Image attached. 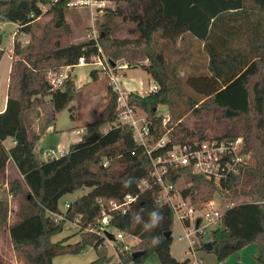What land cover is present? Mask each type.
Masks as SVG:
<instances>
[{
	"label": "trees",
	"instance_id": "1",
	"mask_svg": "<svg viewBox=\"0 0 264 264\" xmlns=\"http://www.w3.org/2000/svg\"><path fill=\"white\" fill-rule=\"evenodd\" d=\"M94 1L114 4V8L103 9L99 36L70 43V27L65 17L70 0H0V21L16 23L20 32L30 36L24 45L14 40L6 105L0 112V176L10 162L18 174L9 180L10 193L19 196L17 219L6 227L14 252L27 264H52L56 256L79 254L90 246L96 257L87 264L109 262L105 239L94 233H79L74 242H68V235L52 240L62 231L65 221H54L49 212L60 211L58 201L63 195L90 187L88 193L70 202L67 219L79 217L86 224L100 215V202L121 201L126 194L137 197L125 213H111L112 227L138 239L129 249L122 242L118 244L120 262L112 264H143L153 253L158 264H188L186 258L177 261L170 253L172 237L165 234L172 233L174 217L167 205L156 201L159 187L150 176L149 157L133 140L131 129L111 126L105 132L101 130L103 124H112L119 114L117 94L110 85L111 99L99 118L85 125L81 139L71 144L65 154L43 161L42 149L36 146L42 130L32 129L34 111L50 96L54 118L76 94L69 79L62 88L51 89L45 80L46 73L74 67L81 58L89 63L91 57L101 53L117 62L121 50L131 49L147 60L141 68L157 83V89L145 95L131 91L128 101L151 119L156 138L166 130L161 118L156 117L159 105H169L176 122L167 125L168 145L210 137L243 138L248 164L240 174L221 183L226 190L225 199H242L224 211L221 224L211 231V249L205 250L202 242L199 250L212 253L216 264H222L231 254L255 243L258 248L253 259L264 264V202L245 199L264 201V0ZM45 5L43 10L41 7ZM250 13L254 20L248 23ZM115 16L134 24L129 29L133 37L110 36V23ZM45 17L48 20L44 21ZM194 39L197 45L201 44L200 54L207 60V69L190 75L184 83L197 97L184 92L177 73L178 64L194 56ZM159 40L162 47L180 42V48L174 51L177 59L167 60L164 48L158 47ZM2 41L0 32V45ZM90 76L96 79L97 69L91 70ZM174 96L188 99L184 113L175 115ZM213 109L242 127L209 136L204 129L189 128L182 123L185 114L200 116L201 112ZM8 138L13 142L9 147L4 143ZM105 159L107 164L103 166ZM179 174L189 184L182 194L190 195L197 207L210 200L218 189L190 166L172 168L169 179L174 182ZM142 179L152 186L140 190ZM6 220L7 206L0 200V227L6 226ZM140 250L143 254L133 258V253ZM0 264H4L1 257Z\"/></svg>",
	"mask_w": 264,
	"mask_h": 264
},
{
	"label": "rangeland",
	"instance_id": "2",
	"mask_svg": "<svg viewBox=\"0 0 264 264\" xmlns=\"http://www.w3.org/2000/svg\"><path fill=\"white\" fill-rule=\"evenodd\" d=\"M70 7L66 12V21L70 27V33L68 37V42L79 43L84 40L89 39V37L95 36L96 38L100 33V23L104 21L103 15L104 10L100 13L99 7L96 4L77 3L76 0H70ZM43 10L46 9L47 5L42 6ZM104 7L114 8L112 2L104 3ZM49 17H45L43 20H48ZM111 37L117 38H130L134 36L133 32L129 29L134 27V24L128 20H122L121 17L115 16L111 20ZM17 25L12 22H2L0 21V32L3 34V41L0 45V50H3L0 56V100L2 98L4 86L7 83V78L9 76V65L12 59L13 43L16 39L21 45L26 44L30 36L25 33H16ZM95 32V33H93ZM14 39V40H13ZM180 42L177 40L171 45L168 44L162 47V41H158V47L164 48V52L167 56L168 61H174L177 59L175 54V49L180 48ZM193 52L194 56L186 61H181L177 66V73L181 77L184 84V92L192 96L197 97V95L186 86L184 83L185 79L193 74H198L200 71H206L207 60L201 57V44L197 45V41L193 40ZM121 57L115 61L119 63H125L128 69L124 70L122 77L117 78V83L125 91H135L142 92L145 94L148 91L149 83L153 81L151 77L141 68L142 64L147 63L146 59H141V54H136L133 50H121ZM11 56V57H10ZM101 57L108 59L104 54L101 53ZM64 68V67H62ZM97 69V78L92 79L90 76V71ZM48 73V72H47ZM46 73V74H47ZM46 76V75H45ZM69 82L74 87L76 94L72 101L69 103L68 107L61 110L60 112L52 116V106L50 103V96L45 97V104L42 107L37 108L34 111L33 125L32 129L35 132L42 130V147L45 149H50L53 140H55V135L64 133H70L72 129H82L85 130V125L89 122L95 121L99 118V115L107 102L111 99V94L109 91V80L105 75L104 70L96 67L93 64H79L70 69ZM187 100L185 97L174 96L173 103L175 106V115L179 113H184L187 110ZM199 106V105H197ZM201 107V106H199ZM158 109L163 115L169 114L171 117V122L176 123L171 115V107L169 105H159ZM71 115L73 118H71ZM185 114L182 118V123L189 128H200L204 129L206 135H222L226 132L233 130H238L242 127L241 123H236L235 120H229L222 117V114L218 110H207L201 112L200 116L195 114ZM181 121V120H180ZM54 126L57 132H52L44 136L43 133L46 126ZM43 128V129H42ZM109 128V124L105 123L102 125L101 130L105 131ZM62 130V132H59ZM234 131V132H235ZM242 138V137H241ZM243 140V138H242ZM5 145L9 147L11 145L10 139L4 141ZM244 143V142H243ZM17 171L15 167L10 162L8 164V169L4 172V175L0 176V200L4 201L7 206V220L6 226L0 227V257L4 264H27L24 259L14 252L6 227L16 221L17 217L15 211L18 209V197L10 193L9 180L13 176H17ZM180 187L184 186V181L179 182ZM91 190L90 187L80 188L73 193H68L63 195L59 201V208H64L65 201H73L76 198L88 193ZM214 199L216 202L220 200V193L216 192L214 194ZM242 199V198H241ZM240 197L237 200H241ZM248 199V198H245ZM236 201V200H235ZM196 214H201V211H197ZM67 223H64L62 231L52 238L53 241H57L65 236H69L70 240L68 242H74L78 240L79 233L72 232ZM110 232L114 235V239L110 241H105L107 256L110 257V261L105 264L119 263L120 259L118 257V244L121 242L130 247L135 246L138 243V239L125 234L124 238L119 239L116 237L117 229L110 228ZM183 229L180 223L174 218L172 225V243L170 246V253L177 261H183L187 255L185 251L187 249V241L185 239H180V234ZM211 239V228L205 231L204 237L200 239V243L208 242ZM255 244V243H252ZM198 256L202 259V264H216L215 256L205 250H199ZM238 252V251H237ZM236 253V252H235ZM234 254V253H233ZM232 255V254H231ZM230 255V256H231ZM96 257L95 250L88 246L83 252L79 254H65L56 256L53 258L52 264H87ZM229 257V256H228ZM236 257H232L229 261H234ZM225 261V260H224ZM159 260L155 253L151 254L147 259L144 260L143 264H158ZM223 264V263H222ZM243 264H248V260L243 261Z\"/></svg>",
	"mask_w": 264,
	"mask_h": 264
},
{
	"label": "built area",
	"instance_id": "3",
	"mask_svg": "<svg viewBox=\"0 0 264 264\" xmlns=\"http://www.w3.org/2000/svg\"><path fill=\"white\" fill-rule=\"evenodd\" d=\"M80 4H96L99 12H103L104 1L94 0H76ZM43 9V7H41ZM95 33V32H93ZM89 38H96L95 36ZM79 64H93L104 70L108 77L109 85L117 94V105L119 114L117 119L109 124V127L127 126L131 129L132 138L149 157L151 163L150 176L153 183L158 185L159 192L156 201L159 205H167L173 214V217L180 223L183 232L180 239L187 241V249L185 254L188 264H202V259L198 256V248L200 239L204 237L205 231L211 228V231L221 224L224 211L232 207L240 200H228L224 198L226 190L221 187V183L226 182L231 176H236L243 171L248 164V155L243 152V140L241 137L234 139H194L185 143L170 144L168 136L169 128L167 125L171 122L169 114L163 115L157 108L156 117L161 118V125L166 128L163 135L156 138L153 133V123L147 114L139 107L132 105L128 101L129 91L121 89L117 83V78L125 75L124 70L128 69L127 64L114 62L112 65L108 59L102 58L101 54L91 57L89 63L81 58ZM71 66L60 68L58 71H49L45 80L51 89H60L65 81L69 78ZM157 83L153 80L149 83L148 91H156ZM140 95H145L138 92ZM76 135L84 134V130L76 129ZM158 152V153H156ZM56 157L55 149H43L41 158L48 161ZM107 164V160L103 161V166ZM180 166H190L194 173L204 176L211 180L218 188L216 192L220 193V200L216 202L213 197L195 206L192 203L190 195H183L182 190L189 186L185 182L184 176L179 174L175 181L169 179L172 168ZM184 181V186L180 187L179 182ZM152 183L146 179H142L138 188L140 190L150 188ZM137 197L132 194H126L121 201L110 200L107 203L100 202V215L91 222L83 224L79 217L74 219L66 218V211L70 207V202H64V208L58 212H49L50 217L54 221L64 220L68 228L74 233H94L103 237L106 241H110L108 233L110 232V219L112 212L125 213L128 207L136 201ZM253 203H263V200H250ZM201 211V214H196ZM114 228V227H112ZM124 233L117 230L116 237L124 238ZM114 236V235H113ZM128 248L127 245L124 246ZM132 264V263H129Z\"/></svg>",
	"mask_w": 264,
	"mask_h": 264
},
{
	"label": "crops",
	"instance_id": "4",
	"mask_svg": "<svg viewBox=\"0 0 264 264\" xmlns=\"http://www.w3.org/2000/svg\"><path fill=\"white\" fill-rule=\"evenodd\" d=\"M104 3H106V1H104ZM250 14H251V18L249 19L248 23H250L251 21L254 20L253 14L252 13H250ZM245 15L247 16V18L249 17L248 13H246ZM14 24L17 25L16 23H14ZM15 31H16V33L14 35H16L17 33L18 34L19 33H23V32L19 31L18 25H17V29ZM10 50H12V48H10ZM71 68H73V67H71ZM9 70H10V65H9ZM69 76H70V71H69ZM69 79H71V77H69ZM7 82H8V78H7ZM6 99H7V83L4 86L2 98L0 100V112H2L5 109ZM75 130L76 129H72L70 131V133H64V132H62V130H59V132H62V133L55 135V140H53V144H52L50 149H55L56 157H58V156H60L62 154H65L68 151V149H69L71 144L76 143V142H78L81 139L80 135H76L74 133ZM47 132L49 134V133H52V132H57V130H56V128L54 126L52 127V126L49 125V126H46V129H45L43 135L45 136L47 134ZM10 141H11V139H10ZM42 141H43V139H42V135H41L40 138L36 141L37 149H42V150L45 149V148L42 147V144H41ZM12 144H13V142L11 141V145ZM257 248H258L257 244H249L246 247H244L241 250H239L238 252H236V253L232 254L231 256L227 257L225 259V261L223 262V264H243V261H245V260H248V264H259L258 262H256L253 259V255L257 251ZM234 256L236 257V259H233L234 261H229Z\"/></svg>",
	"mask_w": 264,
	"mask_h": 264
},
{
	"label": "water",
	"instance_id": "5",
	"mask_svg": "<svg viewBox=\"0 0 264 264\" xmlns=\"http://www.w3.org/2000/svg\"><path fill=\"white\" fill-rule=\"evenodd\" d=\"M109 62L112 64V65H114V62L113 61H111V60H109ZM170 235H171V232L169 231V232H167L166 234H165V237H170ZM108 238L109 239H114V236H113V234L112 233H108ZM211 242L210 241H208V242H205L204 244H203V248L205 249V250H210L211 249ZM143 254V251H136L135 253H133V258H135V257H137V256H140V255H142Z\"/></svg>",
	"mask_w": 264,
	"mask_h": 264
},
{
	"label": "clouds",
	"instance_id": "6",
	"mask_svg": "<svg viewBox=\"0 0 264 264\" xmlns=\"http://www.w3.org/2000/svg\"><path fill=\"white\" fill-rule=\"evenodd\" d=\"M162 220V215L159 213V223L160 221ZM153 226H157V221H156V217H155V214L153 215ZM155 243V241H154Z\"/></svg>",
	"mask_w": 264,
	"mask_h": 264
}]
</instances>
